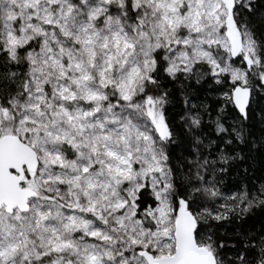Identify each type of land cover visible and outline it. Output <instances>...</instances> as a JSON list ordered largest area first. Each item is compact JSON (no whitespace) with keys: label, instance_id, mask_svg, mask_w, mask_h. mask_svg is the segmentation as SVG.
I'll return each mask as SVG.
<instances>
[{"label":"snow or ice","instance_id":"1","mask_svg":"<svg viewBox=\"0 0 264 264\" xmlns=\"http://www.w3.org/2000/svg\"><path fill=\"white\" fill-rule=\"evenodd\" d=\"M0 264H264V0H0Z\"/></svg>","mask_w":264,"mask_h":264},{"label":"trees","instance_id":"2","mask_svg":"<svg viewBox=\"0 0 264 264\" xmlns=\"http://www.w3.org/2000/svg\"><path fill=\"white\" fill-rule=\"evenodd\" d=\"M256 167H257V169H259V163H257V166ZM255 175L256 176H259V172L257 171Z\"/></svg>","mask_w":264,"mask_h":264}]
</instances>
